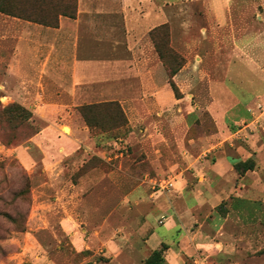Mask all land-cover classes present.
<instances>
[{
    "label": "rangeland",
    "instance_id": "rangeland-1",
    "mask_svg": "<svg viewBox=\"0 0 264 264\" xmlns=\"http://www.w3.org/2000/svg\"><path fill=\"white\" fill-rule=\"evenodd\" d=\"M46 1L19 0L17 7L30 9L37 19H47L48 12L53 24L56 2ZM137 1L157 3L164 11L160 40L166 67L150 38V73L133 75L135 88L117 98L129 101L119 104L124 127L111 130V121L102 116L104 129L89 130L73 154L44 162L39 150L26 149L30 137L45 125L42 119L68 113L84 125L78 108L25 106L14 98L13 82L0 87V264H43L41 258L52 264H114L119 251L112 248L144 242L155 196H171L173 182L190 172V162L208 160L220 147L232 152L245 146L246 135L255 130L262 133L257 144L264 147V116L249 128V121H239L240 107L234 104L247 79L241 71V78L236 74L240 63L249 73L256 70L263 90L261 101L249 108L252 120L264 113V0H227L225 23L211 0ZM244 45L257 55L255 69L236 53ZM12 46L11 40L0 43V53L8 55ZM142 60L135 59V71L142 69ZM173 69L178 72L171 78ZM128 76L126 67H119V79ZM170 79L181 98L174 96ZM20 150H27L30 164L21 160ZM168 182L172 188L159 186ZM134 195L147 202L136 204ZM257 254L264 264V216Z\"/></svg>",
    "mask_w": 264,
    "mask_h": 264
},
{
    "label": "crops",
    "instance_id": "crops-1",
    "mask_svg": "<svg viewBox=\"0 0 264 264\" xmlns=\"http://www.w3.org/2000/svg\"><path fill=\"white\" fill-rule=\"evenodd\" d=\"M210 4L225 23L228 1L211 0ZM164 18L157 3L137 0H77L76 17L60 16L55 27L0 13V43H13L8 55L0 53L5 65L0 87L13 82L14 98L25 106H61L72 111L70 107L110 101L127 104L117 98L135 88L133 75L150 73L149 33ZM236 53L255 69L257 55L251 47L244 45ZM138 58H143V67L135 71ZM119 67H126L128 78L119 79ZM236 69L240 78L241 71L247 79L243 92L234 96V104L240 107L239 121H249L250 128L264 116L260 114L255 121L249 113L261 101L263 90L256 70L249 73L240 63ZM42 120L45 125L26 149L39 150L44 162L73 154L89 138L87 126L75 123L69 113ZM65 127L68 133L63 132ZM246 136L245 146L232 147V152L220 147L208 160L190 162V172L173 182L171 196H155L144 242L112 248L119 251L114 264H144L141 261L162 244L167 247L164 264H193L195 258L203 264H263L262 255L257 254L262 249L264 216V147L257 142L263 135L255 130ZM27 150H20L19 155L30 164ZM249 159L253 169L239 174L234 165ZM131 198L136 204L139 199L147 202L136 195ZM83 249L79 244L76 251ZM39 260L52 264L46 258Z\"/></svg>",
    "mask_w": 264,
    "mask_h": 264
},
{
    "label": "trees",
    "instance_id": "trees-1",
    "mask_svg": "<svg viewBox=\"0 0 264 264\" xmlns=\"http://www.w3.org/2000/svg\"><path fill=\"white\" fill-rule=\"evenodd\" d=\"M18 1L19 0H0V13L51 27L57 26L60 16L73 19L76 17L77 13V0H55L56 12L54 14L55 16L52 24L49 21L50 16L48 12H46L47 19H37L34 17L33 12L30 9L18 8ZM47 1L46 3H48ZM164 29L165 24L159 25L150 31L149 36L152 38L157 56L165 68L166 59L164 56V51L162 50V41L160 40V38L163 37ZM172 57L175 59L176 55H173ZM169 72V76L172 78L178 72V70L173 69ZM169 85L174 93V96L177 99L181 98V95L172 79H170ZM16 108L22 110V108H19L18 106H16ZM78 111L80 112L89 130L97 129L102 131L104 129V126L100 123V118L102 116L108 118L109 121H111L112 126H108V128L111 130L122 128L127 124L124 113L120 108L119 103L116 101L83 105L78 107ZM41 129L42 126L37 127L36 132L30 138L35 136ZM253 167L254 163L251 160L238 162L234 165V168L238 173H244L248 170H252ZM166 248L167 247L162 244L158 250L153 251L152 254L145 260V264H164L163 253Z\"/></svg>",
    "mask_w": 264,
    "mask_h": 264
},
{
    "label": "built area",
    "instance_id": "built-area-1",
    "mask_svg": "<svg viewBox=\"0 0 264 264\" xmlns=\"http://www.w3.org/2000/svg\"><path fill=\"white\" fill-rule=\"evenodd\" d=\"M162 189H170L172 188V184L171 183H165L164 185L160 184L159 185ZM193 264H203L201 261V258H195L193 261Z\"/></svg>",
    "mask_w": 264,
    "mask_h": 264
}]
</instances>
